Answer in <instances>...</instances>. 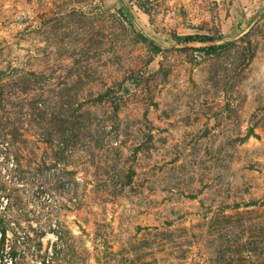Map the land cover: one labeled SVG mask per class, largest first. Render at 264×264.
<instances>
[{"label": "rangeland", "instance_id": "1", "mask_svg": "<svg viewBox=\"0 0 264 264\" xmlns=\"http://www.w3.org/2000/svg\"><path fill=\"white\" fill-rule=\"evenodd\" d=\"M229 2L0 0V264H264V27Z\"/></svg>", "mask_w": 264, "mask_h": 264}, {"label": "crops", "instance_id": "2", "mask_svg": "<svg viewBox=\"0 0 264 264\" xmlns=\"http://www.w3.org/2000/svg\"><path fill=\"white\" fill-rule=\"evenodd\" d=\"M229 1L226 10L228 17L224 25L232 29L233 35L239 33L241 36L264 27V0Z\"/></svg>", "mask_w": 264, "mask_h": 264}, {"label": "trees", "instance_id": "3", "mask_svg": "<svg viewBox=\"0 0 264 264\" xmlns=\"http://www.w3.org/2000/svg\"><path fill=\"white\" fill-rule=\"evenodd\" d=\"M145 13L147 12L145 9L143 10ZM138 39L141 42H145L153 54H157L160 52V47L156 45L153 41H150L149 39L145 38L141 34H137ZM173 40L176 42L177 45L182 44H190V43H199V44H207L214 41H219V37H210L207 35H187V36H178L173 35ZM223 46H207V47H200V48H194L192 49L194 52H197L198 54H201L203 56H213L219 54L221 50H223Z\"/></svg>", "mask_w": 264, "mask_h": 264}]
</instances>
